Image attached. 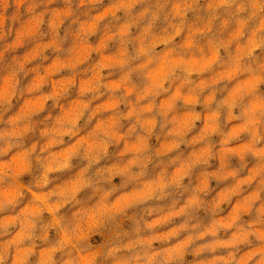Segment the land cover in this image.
Segmentation results:
<instances>
[{
  "label": "clouds",
  "instance_id": "obj_1",
  "mask_svg": "<svg viewBox=\"0 0 264 264\" xmlns=\"http://www.w3.org/2000/svg\"><path fill=\"white\" fill-rule=\"evenodd\" d=\"M0 264H264V0H0Z\"/></svg>",
  "mask_w": 264,
  "mask_h": 264
}]
</instances>
